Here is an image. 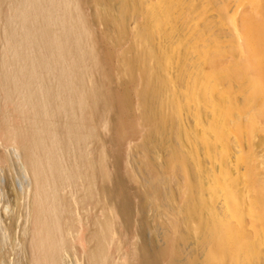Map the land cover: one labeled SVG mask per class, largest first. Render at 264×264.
Returning a JSON list of instances; mask_svg holds the SVG:
<instances>
[{
    "label": "bare ground",
    "instance_id": "obj_1",
    "mask_svg": "<svg viewBox=\"0 0 264 264\" xmlns=\"http://www.w3.org/2000/svg\"><path fill=\"white\" fill-rule=\"evenodd\" d=\"M4 1L0 92L16 112L5 111L4 119L31 182L7 190L17 202L26 200L29 214L18 222V231L16 219L7 212L0 215V264H17L7 246L12 238L21 241L28 264H68L66 236L74 223L67 200L77 203V192L67 188L75 182L96 183L95 173L82 170L80 145L87 135L91 138L85 132L91 123H84L92 121L88 115L101 104L110 113L104 129L112 125L125 136L143 128L141 149L146 157L156 155L149 162L157 174L149 196L157 204L168 201L162 211L175 232L166 233L160 245L141 241L134 252L138 262L130 254L124 264H264V0H229L226 75L206 72L197 63V70L190 71L187 55L197 51L194 40L200 32L177 40L178 51H170L166 35L174 36L183 8L198 9L196 0H94L101 36L89 30L82 0H13L10 14L3 17ZM211 55L204 50L203 60L211 62ZM227 80H242V106L215 92ZM245 111L251 122L245 137L261 149L258 158L245 159L243 170L234 172L230 142L245 135L239 121ZM60 116L69 119L62 122ZM71 153L70 164L66 157ZM106 156L105 150L100 170L108 184L101 188L113 201L105 225L116 219L128 224L133 215L127 185L118 172L108 171ZM166 172L175 180L178 201L161 185ZM90 194L87 188L85 196ZM103 222L93 233L96 242L85 249L87 262L78 264L106 263ZM191 238L192 249L185 250L181 244Z\"/></svg>",
    "mask_w": 264,
    "mask_h": 264
},
{
    "label": "rangeland",
    "instance_id": "obj_2",
    "mask_svg": "<svg viewBox=\"0 0 264 264\" xmlns=\"http://www.w3.org/2000/svg\"><path fill=\"white\" fill-rule=\"evenodd\" d=\"M6 1L3 2V17H5V15L7 14H10L13 3V0ZM196 3L198 9L195 11H185L186 9L183 8V11L185 12L184 17L177 18L175 20L177 22L178 29L175 32L174 36L166 35V38L169 41L168 44L169 48L171 49L170 51L172 53L174 52L173 50L178 51L179 48L176 47L177 40L183 38H192V36H194L196 32H200V37L194 40L197 41L196 43L198 44V47L196 48L197 51L194 53V56L191 53L187 55L188 59H191L187 60L190 71L194 72L197 70L196 67L194 68V64L197 63L206 72L219 70L222 74L226 75L228 72L230 61L229 58L231 55L229 51L231 33L230 25L228 22L229 14L227 13L229 10V0H224L222 2L221 0H196ZM69 7L75 8L74 4L72 3L69 4ZM74 8L72 9V11L76 13L77 10H74ZM96 10L97 4L94 0H82V12L89 25V30L92 33L94 32L93 34H98L101 36L103 33V27H101L99 20L96 17ZM61 11V8H59L58 13ZM60 14L62 15V12ZM57 18L60 19V16L58 17L57 15ZM3 23V19L0 17V26H2ZM56 24H58V21L53 26L55 27ZM100 32L101 34H99ZM85 33L87 34V32ZM84 35L85 34L83 33V37ZM87 35H85V37H87ZM204 50L212 51L211 62H205V60H203ZM178 55L179 53L175 54V56ZM216 56L218 59L216 58ZM58 66H60V64ZM1 67L2 64L0 65V68ZM96 68H93L94 70L92 69V71L97 75L99 73H97V70H95ZM109 68V73L115 75L116 72L113 71L115 70V68ZM98 72H100V70H98ZM87 75L88 73L84 76V78H87ZM224 78L226 79V77ZM241 83L242 80H239L238 83L233 80H231V82L229 80L222 81V83L220 82L219 84L218 91L216 90L215 92L217 93L220 91L224 94L225 97L230 96L235 104H240L241 97L243 95L242 89L240 88ZM101 102L103 103V101H100L99 103L101 104ZM240 105L242 106V104ZM12 106L13 104L7 101L0 92V215L4 212H7L9 213V217H12V219H16L15 230L18 231V222H21V220H25L26 216H28L29 214L27 203L26 200L24 204L22 202V204L17 202L15 196L8 193L7 190L11 187L22 188L23 185H28L31 182V176L23 168L22 158L19 152L16 150L14 138L12 137L11 132L8 130L10 124L4 119L5 111L9 114H12L13 116L16 114ZM103 106L104 104H101L98 109L100 110V108H102ZM86 108L85 110H88ZM103 108V112L101 110L99 111L98 109L95 114L91 113V111L88 112L92 115H88L89 119L91 117L93 118L92 121L87 120L84 123L86 125L91 123L90 128L89 126L85 125L87 128L85 130L87 131H84L86 133L88 132L87 134H91L92 132L91 136L89 134V137L91 138L89 139L87 135L82 139L83 142H80V146L83 147V149L81 148L82 152L80 155L84 159L82 170L88 176L95 173L96 183L88 185L87 181H85V183H83V185L81 186L80 184L78 185L75 182L74 184H71L73 187L70 186L67 188V190H70L69 188H72L75 192H77L75 194L77 203H75L72 198L70 200H67V204L70 209L68 217L71 220V223H74L72 227V234H68L66 236L65 258L68 264L87 262L85 249L88 246L94 245V243L96 242V239L94 238L95 235L93 233L95 231V228L99 227L98 224L102 221H104V226L101 225L100 227H105L104 229L106 230L104 243L106 246H108L106 249L109 248V251L107 250L108 252H106L107 255L104 262L108 264H124V258L126 257V255L130 254H133V258L136 260V262H138V258L135 257L134 252L141 241H145L149 245H160L165 242L164 235L166 233H175L174 228L167 221V214L163 213L162 211V208L168 204V201L165 198H162L160 199L159 204H157L149 196V184L150 182L154 181L155 178L157 179L156 171L150 166L149 162H153L156 155L155 153H149V157H146L145 152L141 149L140 143L142 141V135L144 133L143 128L140 126L138 127V130L136 132L128 133L125 136L119 134L117 129L112 125L107 129H104L105 124L110 117V113L108 109L106 110L105 106ZM247 115L249 116V114H247L245 111L241 114L242 118L239 117V121L242 123V132L245 135H238L237 143L229 140L231 141L230 144L232 147V149L230 147V151L231 155H233L232 169L234 172L237 171V168L243 170L241 169V167L245 159L249 160L251 156L255 157V155L258 158L259 150L261 149V146L259 145H251L245 137L248 136L246 133L247 127L249 126V124L251 125V122H247ZM65 117H61L62 119L60 118L62 122L65 121V119L66 121L69 119ZM94 118H96V120ZM95 121L96 128L94 127L95 125L93 123ZM92 124L94 126H91ZM91 127H93V130L91 129ZM260 133L262 135V131H260ZM77 145L76 150L78 148ZM79 149L80 148H78V150ZM76 150L74 149V152ZM105 150L107 151L106 159L108 163V171L111 174L118 172L127 185L128 197L132 206L133 215L132 220L128 224H124L122 223V221L116 219L114 222H111L110 225H105L106 220L111 221V209L113 201L109 198L106 192L102 191L101 188V185L108 184L106 175L100 170V166L103 160V151ZM77 151L75 152V157H78L79 153ZM2 154L5 158L2 157ZM72 155L73 154L71 153V156L69 158L66 157L69 160L70 164L72 163ZM234 155H237V161ZM92 157L94 158V162ZM88 159H90L91 161ZM98 159L100 160V162H97ZM88 162H91L94 165L89 164ZM95 163H97V165H95ZM235 163L238 166H235ZM160 182L162 187L171 192L172 195H177L178 201L180 195L177 191V185L175 183V180L172 179L168 172L162 174V181L160 180ZM87 188L91 190V194L88 197L85 196ZM9 221L10 218L6 220V223H8ZM1 226L2 224L0 222V227ZM78 236L82 237V241L78 239ZM192 242L193 240L191 238L188 242H182L181 245L185 250L190 251L192 249ZM7 246L10 249V258H15L17 264H28L25 261V252L22 248L21 241H19L18 238L10 239ZM107 257L108 259L106 260ZM182 259H184V257Z\"/></svg>",
    "mask_w": 264,
    "mask_h": 264
}]
</instances>
